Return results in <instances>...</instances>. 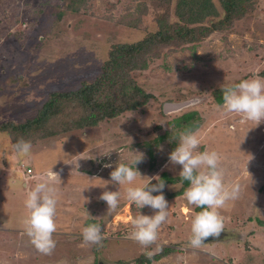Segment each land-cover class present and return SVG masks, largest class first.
<instances>
[{
  "label": "rangeland",
  "instance_id": "374dc122",
  "mask_svg": "<svg viewBox=\"0 0 264 264\" xmlns=\"http://www.w3.org/2000/svg\"><path fill=\"white\" fill-rule=\"evenodd\" d=\"M177 1L82 0L81 8L74 11L69 8L72 0H0V124L22 125L40 114L52 94L75 93L95 82L104 75L116 46L136 44L158 33L161 20L173 23ZM212 1L222 13L218 1ZM253 2L252 13L229 31L206 37L197 52L192 53L191 44L168 46L158 58L149 57L145 69L127 74V81H135L151 96L138 110L44 140L37 132H30L31 139L19 136L18 140L32 143L31 153L24 157L13 149L8 134L0 133V264L61 260L78 264L89 258L91 264H139L142 256L148 252L154 256L163 247L175 252L151 264H264V121L257 126L242 114L226 113L215 101L216 92L224 87L254 76L264 78V0ZM139 4L145 6L137 13ZM138 61L141 66L144 59ZM169 104L185 107L168 110ZM81 110L73 109L72 115H80ZM192 112L202 121L198 151L220 154L224 182L239 183V197L219 210L225 218L220 237H209L199 249L189 243L198 207L188 204L183 195L166 198L169 218L157 241L142 246L132 237L131 220L154 211L128 201V185L120 186L114 211L109 212L98 197L105 190H119L118 184L102 187L135 151L145 155L137 165L142 176L166 172L180 177L181 166L168 164V156L183 131L177 121ZM51 169L60 175L55 182L56 247L51 255H44L26 234L23 220L30 213L24 201ZM181 188V183L167 184L163 192L177 193ZM89 219L102 227V246H81L82 229Z\"/></svg>",
  "mask_w": 264,
  "mask_h": 264
},
{
  "label": "clouds",
  "instance_id": "9594fccd",
  "mask_svg": "<svg viewBox=\"0 0 264 264\" xmlns=\"http://www.w3.org/2000/svg\"><path fill=\"white\" fill-rule=\"evenodd\" d=\"M221 91L222 108L226 113L242 114L244 119L254 121L257 126L264 121V78L254 76L252 79L224 87ZM201 142L198 129L185 128L178 135V146L168 156V164L181 166L179 172L181 181L189 183L183 192L188 204L203 209L191 222L192 235L189 243L194 249L201 248L209 237H220L224 231L225 218L219 210L229 201L238 199L240 194L239 183L225 184L220 154L216 150L198 151ZM13 149L21 157L28 156L32 150V143L20 139L13 145ZM144 161V153L135 151L128 163H119L110 173L111 179L105 181V187H102L106 188L109 183L118 184L119 190H105L98 199L107 203L109 212L114 211L120 202V186L128 185L127 200L134 202L141 209L147 206L154 211V215L140 214L131 220L135 229L132 233L133 239L142 246H150L157 241L161 226L169 218V202L163 192L166 181L160 175L142 176L137 165ZM168 164L165 167H168ZM139 177L146 179L135 184ZM58 179L59 173L53 172L52 169L46 171L35 187L27 193L24 201L30 213L23 220L26 234L31 244L44 255H51L56 247L53 234L57 229L58 192L55 182ZM153 180L156 183H152ZM82 236L84 242L82 247L90 244L102 246L104 237L101 225L97 223L87 225L82 229ZM146 255L149 260L153 257L152 252ZM59 264L69 262L61 260ZM78 264H91V259L80 260Z\"/></svg>",
  "mask_w": 264,
  "mask_h": 264
},
{
  "label": "trees",
  "instance_id": "16d2710c",
  "mask_svg": "<svg viewBox=\"0 0 264 264\" xmlns=\"http://www.w3.org/2000/svg\"><path fill=\"white\" fill-rule=\"evenodd\" d=\"M217 1L222 13L218 11L212 0H178L174 10L176 20L173 23L161 20L158 33L150 35L144 41L136 44L116 46L110 53L109 62L104 67V75H101L95 82L84 86L75 93L52 94L36 118L22 125H15L11 122L0 124V133L8 134L12 145L19 141L18 139L21 138L19 136L31 139L30 132L39 133L38 139L44 140L71 131L95 127L106 119H114L125 112L136 111L145 106L151 96L146 94L135 81L131 79L127 81L126 78L129 76L127 74L138 69H145L148 65L147 59L149 57L158 58L161 50L168 46L191 44L192 53L197 52L198 44L206 37L217 31H229L236 21L243 19L255 9L253 0ZM81 2L82 0H72L69 8L77 11L81 8ZM164 3H166L165 0ZM143 5L145 6V4H139L135 12L139 13ZM135 12L131 13L132 17L136 15ZM207 19L214 20L211 22L212 24H208L205 23ZM140 58L144 59L141 66L138 61ZM121 80H124L123 86ZM104 97L106 100H103ZM215 99L220 105L223 104L221 90L216 92ZM75 108L82 109V113L72 115ZM196 114L198 113L192 112L183 116L177 121L178 128L181 127L183 130L185 128L199 129L202 121L200 117L195 118ZM162 140L163 137L158 142ZM161 178L166 181V185L182 184L181 190L177 193L164 192L168 199L182 196L184 190L189 186L187 181L182 182L180 177L173 178L166 172L161 174ZM157 194L153 193V195ZM202 210L197 208L198 212ZM91 223L94 221L87 220L86 226ZM174 252L173 248L163 247L151 260L146 255L142 256L139 264L160 261ZM93 264H98V262L95 261Z\"/></svg>",
  "mask_w": 264,
  "mask_h": 264
},
{
  "label": "water",
  "instance_id": "95a60500",
  "mask_svg": "<svg viewBox=\"0 0 264 264\" xmlns=\"http://www.w3.org/2000/svg\"><path fill=\"white\" fill-rule=\"evenodd\" d=\"M185 105H187V103ZM175 107H177L178 109H182L185 106H184V104H173V105L169 104L168 106H166V109L168 108V110H170V109L175 108ZM206 241L207 240H205V242Z\"/></svg>",
  "mask_w": 264,
  "mask_h": 264
},
{
  "label": "built area",
  "instance_id": "2783aa9c",
  "mask_svg": "<svg viewBox=\"0 0 264 264\" xmlns=\"http://www.w3.org/2000/svg\"><path fill=\"white\" fill-rule=\"evenodd\" d=\"M27 172H28V174H31L32 173V170L28 169Z\"/></svg>",
  "mask_w": 264,
  "mask_h": 264
},
{
  "label": "flooded vegetation",
  "instance_id": "af4514ba",
  "mask_svg": "<svg viewBox=\"0 0 264 264\" xmlns=\"http://www.w3.org/2000/svg\"><path fill=\"white\" fill-rule=\"evenodd\" d=\"M207 241H209L210 240V238H208V239H206Z\"/></svg>",
  "mask_w": 264,
  "mask_h": 264
}]
</instances>
